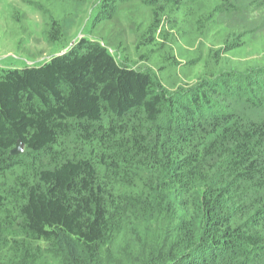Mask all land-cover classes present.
<instances>
[{"label":"trees","instance_id":"trees-1","mask_svg":"<svg viewBox=\"0 0 264 264\" xmlns=\"http://www.w3.org/2000/svg\"><path fill=\"white\" fill-rule=\"evenodd\" d=\"M88 1L31 0L50 45ZM131 3L137 51L160 71L178 65L175 33L206 37L224 5L103 0L100 41ZM220 58L187 95L99 41L0 72V264H264V68L237 72L236 90L218 83Z\"/></svg>","mask_w":264,"mask_h":264},{"label":"rangeland","instance_id":"rangeland-1","mask_svg":"<svg viewBox=\"0 0 264 264\" xmlns=\"http://www.w3.org/2000/svg\"><path fill=\"white\" fill-rule=\"evenodd\" d=\"M102 1L90 0L81 6L75 20L64 23L65 41L50 45L44 35L47 29L45 20L36 3L31 0H0V72L41 66L66 53L83 40L99 41L108 47L110 54L119 64L153 74L170 95L178 91H182L184 95L189 91L194 94L198 85L209 81V76L206 75V61L215 51L219 52L220 59L228 61L221 65L216 75L226 79L218 83L227 82L234 85L236 90L237 72L243 74L244 69L250 68L254 69V74L264 68V0H221L224 5L216 15L217 23L206 37L193 41L190 37L181 38L175 33L178 41L172 52L178 65L165 66L163 71L152 62L156 56L151 62H145L141 59L145 51H137L134 24L130 21L140 13L135 4L125 5L118 16L119 21L110 24L112 31L103 34L108 38L107 41L98 39L100 34L97 30L93 31L92 26ZM247 39L248 41L243 43ZM240 45H244V48L239 52L226 54L227 48H238ZM188 52V59L195 58V61L186 68L185 62L188 60L183 54ZM219 100L222 103L217 104L223 109L225 107L230 112H237V98L224 97ZM25 152L26 150L21 148L18 155L12 156L19 160Z\"/></svg>","mask_w":264,"mask_h":264},{"label":"water","instance_id":"water-1","mask_svg":"<svg viewBox=\"0 0 264 264\" xmlns=\"http://www.w3.org/2000/svg\"><path fill=\"white\" fill-rule=\"evenodd\" d=\"M65 54V53H64ZM63 55V54H62ZM21 148H23L22 146H21V144L19 143L18 145H17V147L11 152V155H18L19 154V152H20V150H21Z\"/></svg>","mask_w":264,"mask_h":264}]
</instances>
